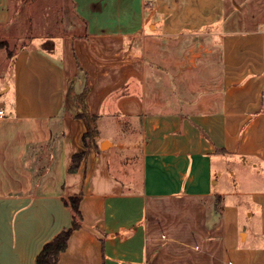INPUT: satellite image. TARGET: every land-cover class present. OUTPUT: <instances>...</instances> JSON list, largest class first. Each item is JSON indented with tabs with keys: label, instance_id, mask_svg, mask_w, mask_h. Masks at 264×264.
I'll return each mask as SVG.
<instances>
[{
	"label": "crops",
	"instance_id": "obj_1",
	"mask_svg": "<svg viewBox=\"0 0 264 264\" xmlns=\"http://www.w3.org/2000/svg\"><path fill=\"white\" fill-rule=\"evenodd\" d=\"M73 1L83 32L57 37L49 49L37 41L18 47L0 74V125L23 123V177H6L7 164L0 173V264H37L43 245L70 226L64 199L75 196L81 226L56 264H264V22L220 31L219 0H188L197 27L207 30L211 20L220 78L215 91L173 108L157 93L159 83H176L170 62L147 53L150 36L184 17L170 11L175 0H150L152 14L146 0ZM9 4L0 0V27ZM79 68L98 148L69 171L86 129L64 106ZM101 124L109 135H99ZM233 166L241 176L231 182L224 170Z\"/></svg>",
	"mask_w": 264,
	"mask_h": 264
},
{
	"label": "rangeland",
	"instance_id": "obj_2",
	"mask_svg": "<svg viewBox=\"0 0 264 264\" xmlns=\"http://www.w3.org/2000/svg\"><path fill=\"white\" fill-rule=\"evenodd\" d=\"M219 1V18L216 25L220 31L246 29L264 22V0ZM152 2L150 0L145 1L147 6L145 11L148 14H152L154 3ZM170 5L172 8L170 11L173 14H176L178 10H182L184 17L173 21L167 20L168 29L165 33L150 36L153 41L150 42L151 49L148 51L147 57L151 60L156 59L158 62H166V64L170 62L168 66H170L173 74L170 77L176 76V83H172L171 86L167 81V83H159L157 93L161 92L162 97L169 96V99L168 97L166 99L172 101L169 103L170 107L175 108L177 104L181 107L180 103L185 105V102L189 107L199 95L211 93L217 89L220 78L219 52L217 47L212 46L213 40L209 31L210 26H212L211 20L208 22L209 27L207 30L206 28H199L195 25L198 21L195 17L196 13L186 11L188 0H182V2L181 0L171 1ZM157 6H162V3L161 5L157 4ZM9 10L11 13L9 22L0 27V74L2 72L9 73V67L5 65V61L18 47L37 41V44L49 49L52 47L55 38L67 33L80 34L85 27L83 18L78 14L73 0H10ZM157 18L155 16L151 19L153 30ZM160 24L162 26L163 22H160ZM212 47L214 48L213 54L205 50ZM78 75L75 80V89L80 87V81L83 77L80 72ZM174 96L177 98H174ZM180 96L187 100L181 99ZM66 109V113H72L74 117L76 108L73 109L70 104ZM60 121V119L55 118L49 123L57 125ZM82 121L84 122V120ZM110 130L111 126L101 124L99 135H109ZM133 133L137 137V132ZM42 142V150L46 154L50 150V145L44 140ZM32 144V141L25 144V150L30 156L29 162L32 161L30 155ZM106 145L107 143L104 144V147ZM82 150L81 136V145L77 152ZM92 151L94 149L89 152ZM19 152H23V123L9 121V123L0 125V173L2 166L7 164L5 165L8 172L6 177H10L14 172L15 176L23 177V154L20 167L18 168L16 165ZM28 165L31 164L28 163ZM240 173V169L236 166L224 170L226 180L231 182L235 175L241 176ZM6 181H9V179H6ZM227 184L226 186H228ZM238 185L244 189L246 187L251 189V184L244 181H240ZM29 187L35 190L33 184ZM253 187L257 188V186ZM244 199V197L241 199L242 205ZM234 201H236L235 197L227 198V202ZM252 223L256 225V220L253 219Z\"/></svg>",
	"mask_w": 264,
	"mask_h": 264
},
{
	"label": "trees",
	"instance_id": "obj_3",
	"mask_svg": "<svg viewBox=\"0 0 264 264\" xmlns=\"http://www.w3.org/2000/svg\"><path fill=\"white\" fill-rule=\"evenodd\" d=\"M82 73L84 81L79 91L75 89L76 77L69 80L67 89L65 91L64 106L71 104L76 108L74 118L82 119L85 122V131L82 134L83 150L72 155L71 163L68 167L69 171H76L83 160H85L91 149L97 150L98 146L95 142L96 127L94 125L95 116L89 113L86 104V94L88 91V84L86 81L85 72L79 68ZM79 196L65 198L64 202L69 206L72 214V221L68 228L59 231L51 240L46 242L39 253L36 255L35 261L37 264H56L60 253L65 249L67 239L71 232L81 226L82 217L79 211L78 203ZM221 197L216 196L214 207L216 211L220 210Z\"/></svg>",
	"mask_w": 264,
	"mask_h": 264
},
{
	"label": "built area",
	"instance_id": "obj_4",
	"mask_svg": "<svg viewBox=\"0 0 264 264\" xmlns=\"http://www.w3.org/2000/svg\"><path fill=\"white\" fill-rule=\"evenodd\" d=\"M4 108L0 107V116H3L4 115Z\"/></svg>",
	"mask_w": 264,
	"mask_h": 264
}]
</instances>
